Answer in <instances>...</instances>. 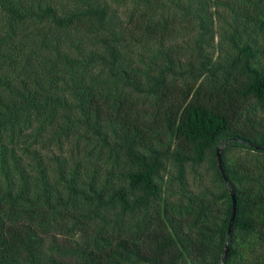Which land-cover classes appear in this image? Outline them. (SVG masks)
<instances>
[{"label": "trees", "instance_id": "trees-1", "mask_svg": "<svg viewBox=\"0 0 264 264\" xmlns=\"http://www.w3.org/2000/svg\"><path fill=\"white\" fill-rule=\"evenodd\" d=\"M135 1L151 9L119 23L93 0L63 15L49 0H0L13 23L0 32V264H219L227 238L224 264L245 254L264 264V167L231 158L264 157L251 109L264 111V69L246 43L227 64L199 50L186 66L175 42L196 21L209 34L206 15L189 18L186 7L159 17L170 0ZM196 1L201 13L239 8L242 28L264 35V0ZM29 23L48 27L27 34ZM78 140L66 168L60 146L70 152ZM205 158L216 197L151 209L167 162L181 178Z\"/></svg>", "mask_w": 264, "mask_h": 264}, {"label": "rangeland", "instance_id": "rangeland-1", "mask_svg": "<svg viewBox=\"0 0 264 264\" xmlns=\"http://www.w3.org/2000/svg\"><path fill=\"white\" fill-rule=\"evenodd\" d=\"M174 3H171V2ZM49 4L53 7L57 14L63 15L64 12H71L75 9L85 10L87 8L86 3L84 5L83 0H49ZM93 4L97 6H103L106 10V17L110 19V22H128L129 15L133 12L134 8L144 10L151 9L148 8L149 5L142 1L135 0H93ZM170 9L167 8L165 11H153L156 12L157 16H165L161 14H174L177 13V10L185 9L189 18H197L198 15H206L202 20L204 21L206 27L210 29L209 34L203 35L202 28L199 27V24L193 22L189 23L185 28L190 29L180 32L178 39L175 42V48L180 51V57L183 64L186 66L191 65L195 67L197 62L192 58L193 51H202V54L206 57H209L214 60L220 61L222 64H227V62L234 57L236 54L237 46H241L246 43L251 46L252 50L255 53L253 63L256 67L264 69V35L259 33L256 30L243 29L242 24V14L239 12V8L230 9L224 5V7L217 8L212 7L208 12H198L200 4H197L196 0H170ZM190 8V10H189ZM175 9V11H172ZM151 13L152 11H147ZM176 19L169 17V20ZM180 19V18H179ZM12 21L8 17L6 12L0 10V32L2 35L7 34L8 31L12 28ZM183 24V22H181ZM29 34L30 30L34 35L39 36V32L47 28L48 24L42 26L36 23H29ZM14 26V25H13ZM250 27V25H249ZM15 28V26L13 27ZM24 33V32H23ZM189 33V34H188ZM27 34L24 37H27ZM188 35V36H187ZM234 37L235 40H230ZM172 42L164 44V46H171ZM235 45V46H234ZM144 50V49H143ZM149 48L145 49V51ZM35 52H37L35 50ZM150 53V52H147ZM83 57V56H82ZM103 73L98 67L93 72V76ZM250 108V106H249ZM251 109L254 110L253 115L254 119L257 120L256 124L263 125L264 127V111L259 107L253 105ZM55 122L59 123V121ZM54 123V122H53ZM259 126V125H258ZM110 130L112 128L108 127ZM90 142L80 144V149L83 150L88 147ZM79 140L74 141V144L70 146V152H68L64 147L60 146V156L67 157L66 168H69V155L70 153H75L79 156ZM69 148V147H68ZM96 156V155H94ZM55 157H57L55 155ZM93 157V156H92ZM231 158L234 161H241L245 166H249L250 169H261L264 167V157L249 151L238 150L235 151ZM95 160V158H93ZM93 160V162H94ZM96 161V160H95ZM89 164V159L83 164L84 166ZM105 166L101 167L98 175L106 174ZM68 170V169H67ZM93 170V169H91ZM106 171V172H105ZM110 171V170H109ZM161 196L157 203H152L151 209H160L171 205L177 207H185L189 201L194 196H199L203 198L216 197L218 192H220L217 182L214 178V171L211 166L209 158L199 165H187L184 169L183 175L181 178L178 177V169L172 163L167 162L165 168L161 172ZM212 200V199H210ZM224 203L222 201H217V205L221 210L224 208ZM255 253V252H254ZM250 256L251 253H249ZM238 264H250L253 260L252 257H249L248 254H245L244 259L237 260Z\"/></svg>", "mask_w": 264, "mask_h": 264}, {"label": "water", "instance_id": "water-1", "mask_svg": "<svg viewBox=\"0 0 264 264\" xmlns=\"http://www.w3.org/2000/svg\"><path fill=\"white\" fill-rule=\"evenodd\" d=\"M224 146V144H222V146H220L219 148H217L216 150V160H217V164H218V167H219V170L221 172V175L225 178L224 176V173H223V169L221 167V149L222 147ZM256 149H263L264 148H260V147H256ZM229 193H230V198H231V201H232V206H231V215H230V219H229V225H228V229H227V235L230 233V230H231V227H232V223H233V219H234V216H235V206H236V202H235V195L234 193L231 191V188L229 187ZM228 249H229V246H228V238L226 239L225 241V249H224V254H223V257H222V260L219 264H224V261L227 257V253H228Z\"/></svg>", "mask_w": 264, "mask_h": 264}]
</instances>
